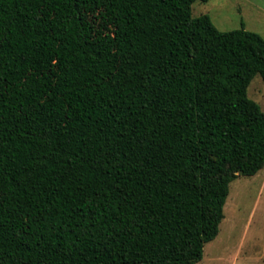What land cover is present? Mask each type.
Instances as JSON below:
<instances>
[{
  "label": "trees",
  "instance_id": "16d2710c",
  "mask_svg": "<svg viewBox=\"0 0 264 264\" xmlns=\"http://www.w3.org/2000/svg\"><path fill=\"white\" fill-rule=\"evenodd\" d=\"M196 1L0 0V264L203 260L264 168V37Z\"/></svg>",
  "mask_w": 264,
  "mask_h": 264
},
{
  "label": "rangeland",
  "instance_id": "374dc122",
  "mask_svg": "<svg viewBox=\"0 0 264 264\" xmlns=\"http://www.w3.org/2000/svg\"><path fill=\"white\" fill-rule=\"evenodd\" d=\"M194 17L209 14L222 31L243 26L264 37V0H198ZM248 95L264 111V80L256 75ZM225 218L219 235L205 246L196 264H264V168L256 175L240 176L230 185Z\"/></svg>",
  "mask_w": 264,
  "mask_h": 264
}]
</instances>
